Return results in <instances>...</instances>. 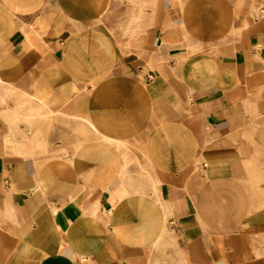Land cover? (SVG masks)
I'll return each instance as SVG.
<instances>
[{
	"label": "crops",
	"instance_id": "1",
	"mask_svg": "<svg viewBox=\"0 0 264 264\" xmlns=\"http://www.w3.org/2000/svg\"><path fill=\"white\" fill-rule=\"evenodd\" d=\"M0 264H264V0H0Z\"/></svg>",
	"mask_w": 264,
	"mask_h": 264
},
{
	"label": "rangeland",
	"instance_id": "2",
	"mask_svg": "<svg viewBox=\"0 0 264 264\" xmlns=\"http://www.w3.org/2000/svg\"><path fill=\"white\" fill-rule=\"evenodd\" d=\"M11 126H12V124H11ZM12 128V127H11ZM26 142H27V140H26ZM8 145H11V140H8Z\"/></svg>",
	"mask_w": 264,
	"mask_h": 264
},
{
	"label": "bare ground",
	"instance_id": "3",
	"mask_svg": "<svg viewBox=\"0 0 264 264\" xmlns=\"http://www.w3.org/2000/svg\"><path fill=\"white\" fill-rule=\"evenodd\" d=\"M20 17V16H19ZM33 31V30H32ZM258 111V110H257ZM123 143V142H122ZM23 147V146H22ZM34 155V154H33ZM31 158V157H30ZM33 161V160H32ZM32 163V162H31ZM35 168V167H34ZM57 211V210H56ZM53 212V211H52ZM56 222V221H55Z\"/></svg>",
	"mask_w": 264,
	"mask_h": 264
}]
</instances>
